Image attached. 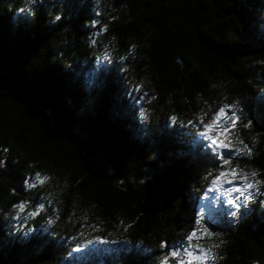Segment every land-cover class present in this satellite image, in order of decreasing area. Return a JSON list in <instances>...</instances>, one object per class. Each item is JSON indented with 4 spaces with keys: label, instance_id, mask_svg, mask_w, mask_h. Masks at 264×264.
Listing matches in <instances>:
<instances>
[{
    "label": "trees",
    "instance_id": "trees-1",
    "mask_svg": "<svg viewBox=\"0 0 264 264\" xmlns=\"http://www.w3.org/2000/svg\"><path fill=\"white\" fill-rule=\"evenodd\" d=\"M26 4L0 0V264H160L183 248L208 182L205 148L182 125L222 104L254 120L236 133L253 154L232 165L264 179V0H36L31 15ZM163 165L177 191L161 194ZM37 172L49 180L26 186ZM255 201L247 215H211L209 264H264ZM97 237L109 242L86 243Z\"/></svg>",
    "mask_w": 264,
    "mask_h": 264
},
{
    "label": "snow or ice",
    "instance_id": "snow-or-ice-1",
    "mask_svg": "<svg viewBox=\"0 0 264 264\" xmlns=\"http://www.w3.org/2000/svg\"><path fill=\"white\" fill-rule=\"evenodd\" d=\"M20 12H27L32 14V9L27 7L21 8ZM99 16L101 13L96 12ZM55 19L59 21L61 16H56ZM97 21H92V26L95 27ZM107 27L101 28L100 31L104 32ZM97 60H102L104 64L112 62L110 54L105 51L102 57H96ZM121 66L118 71L127 72L126 66H123L124 58L121 57ZM107 70V69H104ZM142 85H137L133 91H139ZM148 94L144 93L137 99L146 100ZM155 99V97H152ZM237 104H222L218 106L211 118L205 122L204 120H188L187 124L182 127H187L190 130L195 129L190 134L193 136V142L197 143L200 147L205 148V152L201 156V160L204 162V170L206 175L202 177L207 181L206 192L210 194H218L217 199L212 201L214 204H219L224 211L221 213V217L237 218L238 216L247 215V209L249 203L255 201L256 196L264 197V179L257 178L256 171H244L238 166L232 165L231 153L246 154L251 157L253 154V148L251 145L244 142L239 138L236 133L240 128L249 129L253 126L254 120L250 119L246 122L242 121L241 116L235 111ZM143 120H147V116L142 111L140 113ZM169 120L176 124L178 123V117L170 116ZM203 141L207 143L204 144ZM93 150L97 153L103 154L102 145L96 143L92 146ZM227 152L229 155H224ZM154 159L157 161L158 153H153ZM4 161L0 160V167H3ZM165 165L162 166L160 176V192L161 194H168L170 191H177V184L175 177L171 176L168 172L163 171ZM209 177L211 179L209 180ZM49 180V176L41 175L37 172L34 178L26 179V186L36 187L37 183L43 185ZM238 182V183H237ZM143 183V181H141ZM225 185H228L225 188ZM179 195V194H178ZM43 199V197H42ZM175 199V198H174ZM208 196L198 197V200H207ZM262 208H264V200L255 201ZM27 201H22L12 205L15 214L12 216L14 220H20L21 214L25 212L27 207ZM44 203H37L35 209L27 213V216L34 218L40 211H43L50 205ZM218 220H209L206 218L203 209L201 208L196 213V218L193 219V227L189 232L185 234L184 241H186L185 247L181 250L179 247L173 248L171 251H167L160 261V264H169L170 260L175 264H208L216 258L215 249L220 247L218 243H210L207 246L200 243L201 240L212 241L218 239L221 233L213 226ZM55 221L53 219L47 220L49 226L53 225ZM108 243L109 241L101 240L99 237L95 241L89 238L87 244ZM183 242V241H182ZM223 243V241H221ZM161 249H167L168 245L166 241L160 242ZM73 251H80V248H74Z\"/></svg>",
    "mask_w": 264,
    "mask_h": 264
},
{
    "label": "rangeland",
    "instance_id": "rangeland-1",
    "mask_svg": "<svg viewBox=\"0 0 264 264\" xmlns=\"http://www.w3.org/2000/svg\"><path fill=\"white\" fill-rule=\"evenodd\" d=\"M224 155L227 156V155H229V153L225 152ZM230 155H231V158H233L235 156H238L239 154L233 152ZM227 187H228V185H225V188H227ZM205 195L208 196V199L207 200H202V209L204 211V214H205L206 218H208L209 220H212L213 216H211V215H213L215 213V211H218V209H219V211L220 210L224 211V209L219 204L212 203V201H215L217 199V195L218 194H210V193L206 192ZM200 243H202V240L200 241ZM184 247H185V245H184ZM183 248H181V250H183ZM172 263H173L172 261L169 262V264H172ZM209 263H210V261L208 262V264Z\"/></svg>",
    "mask_w": 264,
    "mask_h": 264
},
{
    "label": "clouds",
    "instance_id": "clouds-1",
    "mask_svg": "<svg viewBox=\"0 0 264 264\" xmlns=\"http://www.w3.org/2000/svg\"><path fill=\"white\" fill-rule=\"evenodd\" d=\"M34 3H36V0H27V4H26L25 7H27V9L30 10L31 9V5L34 4ZM57 16H60V15L58 14ZM254 264H255V262H254Z\"/></svg>",
    "mask_w": 264,
    "mask_h": 264
}]
</instances>
